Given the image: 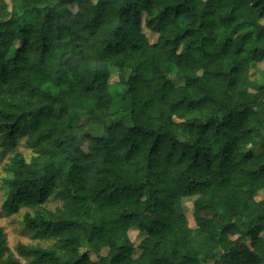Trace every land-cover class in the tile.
<instances>
[{
  "label": "trees",
  "instance_id": "obj_1",
  "mask_svg": "<svg viewBox=\"0 0 264 264\" xmlns=\"http://www.w3.org/2000/svg\"><path fill=\"white\" fill-rule=\"evenodd\" d=\"M262 62L264 0H0L1 209L51 242L0 264H264Z\"/></svg>",
  "mask_w": 264,
  "mask_h": 264
},
{
  "label": "rangeland",
  "instance_id": "obj_2",
  "mask_svg": "<svg viewBox=\"0 0 264 264\" xmlns=\"http://www.w3.org/2000/svg\"><path fill=\"white\" fill-rule=\"evenodd\" d=\"M9 4V0H7ZM146 36L148 37L150 42H154L156 39V36L150 35L149 32L145 31ZM257 72L253 73L252 79L255 80L257 83H261L264 81V75L261 74V70L264 69V62L259 64L257 66ZM173 81L176 84H180L181 82L177 79L172 78ZM118 80L117 73H114L111 77V82L113 84H116ZM117 86L113 87L111 91L113 92ZM254 87H251L250 90H253ZM73 117L75 118V122L78 124L84 123L86 120V113H73ZM82 149L86 150V144L82 145ZM14 150H17L21 152L27 159L30 157V152L29 150L25 147L24 142L20 141L17 143L16 147ZM12 148L10 147H0V227L3 228L4 233L6 234L7 238V246L14 255V257H17V254L15 252V246L17 244H40L42 246H45L46 244H51L50 241H44V240H38V239H33L23 228V222H22V217L24 212L27 210L25 208H21L19 213L14 214V215H6L2 209H1V204L2 201L4 200L5 197V188L3 185V176H4V165L8 161V158L12 154ZM263 195L259 197V199L262 198ZM60 204L59 201L54 200L53 198L50 199L46 207L49 209H54L58 207ZM185 210H186V217L188 220V225L190 228H195L194 221L192 219V204L190 201H188L185 205ZM129 239L132 241L135 247L139 244V242L145 237V235L141 232H139L137 229H131L128 232ZM137 249L134 252V256L137 254ZM89 256L92 260H96L95 255L89 253ZM24 261H22L23 263Z\"/></svg>",
  "mask_w": 264,
  "mask_h": 264
}]
</instances>
